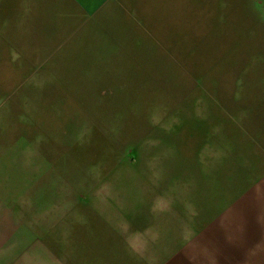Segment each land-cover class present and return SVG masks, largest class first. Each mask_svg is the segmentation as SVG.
I'll return each instance as SVG.
<instances>
[{
  "label": "rangeland",
  "instance_id": "374dc122",
  "mask_svg": "<svg viewBox=\"0 0 264 264\" xmlns=\"http://www.w3.org/2000/svg\"><path fill=\"white\" fill-rule=\"evenodd\" d=\"M148 26L41 51V65L9 49L0 105L43 172L64 173L74 199L103 204L130 233L164 208L194 219L264 140V0H187Z\"/></svg>",
  "mask_w": 264,
  "mask_h": 264
},
{
  "label": "crops",
  "instance_id": "0c3cea01",
  "mask_svg": "<svg viewBox=\"0 0 264 264\" xmlns=\"http://www.w3.org/2000/svg\"><path fill=\"white\" fill-rule=\"evenodd\" d=\"M186 2L0 0V105L9 49L41 65L51 57L41 51L101 48L112 42L108 34L132 35L134 25L152 34L150 19L178 14ZM9 115L0 108V264H264L263 139L254 144L261 149L236 157L226 187L213 185L211 201L197 202L194 219L164 208L151 223L138 214L130 233L121 218H106L103 204L74 199L64 173L43 172Z\"/></svg>",
  "mask_w": 264,
  "mask_h": 264
}]
</instances>
